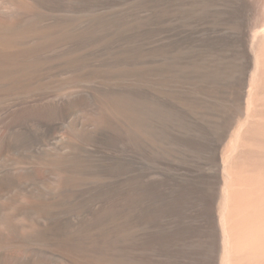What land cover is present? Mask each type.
Returning <instances> with one entry per match:
<instances>
[{
    "label": "bare ground",
    "instance_id": "bare-ground-1",
    "mask_svg": "<svg viewBox=\"0 0 264 264\" xmlns=\"http://www.w3.org/2000/svg\"><path fill=\"white\" fill-rule=\"evenodd\" d=\"M230 1L0 0V264H264V0Z\"/></svg>",
    "mask_w": 264,
    "mask_h": 264
},
{
    "label": "rangeland",
    "instance_id": "rangeland-1",
    "mask_svg": "<svg viewBox=\"0 0 264 264\" xmlns=\"http://www.w3.org/2000/svg\"><path fill=\"white\" fill-rule=\"evenodd\" d=\"M253 6H255V11H254V8H253V14H252V19L253 20H256L258 18V15H259V6L257 4V2L254 0V3H253ZM258 6V7H257ZM66 9V8H65ZM233 9V0L230 1V13ZM67 11V10H65ZM256 12V13H255ZM73 13V14H72ZM77 13H79L78 15L80 16L81 12H72V10L70 9L65 16L69 17V18H75L77 17ZM69 14V15H68ZM72 14V16H70ZM254 34V35H253ZM255 36V37H254ZM252 40H257L258 38H264V26L262 27H259V28H256L255 31L252 32ZM128 143V142H126ZM129 144V143H128ZM84 195L86 196V192L84 193Z\"/></svg>",
    "mask_w": 264,
    "mask_h": 264
}]
</instances>
